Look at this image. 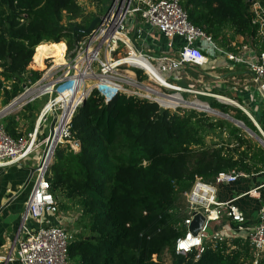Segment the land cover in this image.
<instances>
[{
    "label": "trees",
    "instance_id": "trees-1",
    "mask_svg": "<svg viewBox=\"0 0 264 264\" xmlns=\"http://www.w3.org/2000/svg\"><path fill=\"white\" fill-rule=\"evenodd\" d=\"M179 1L191 23L215 41L256 38L259 26L253 24L249 0ZM92 2L105 12L110 4V0ZM258 2L264 7V0ZM98 16L83 20L78 0H0L3 106L23 93L29 79H40L42 72L30 71L32 63L44 69L43 59L57 60L65 43L74 49L86 36L74 34L75 29H87ZM263 47L264 43L260 50ZM209 104L263 138L242 110L216 99ZM25 110L31 112L27 119L34 117L32 105ZM3 120L10 136H22L14 117ZM258 122L264 131V114ZM70 131L69 140L79 142L81 149L59 145L47 179L57 202L61 199V209L67 212L75 205L87 221L70 245L71 264H253L249 246L230 254L224 246H207L199 259L196 252L188 256L175 252L177 241L187 233L179 198L197 178L215 182L224 172L264 170V148L246 140L242 129L202 112H171L121 94L107 102L94 90L77 110ZM165 254L171 263L164 261ZM258 264H264V255Z\"/></svg>",
    "mask_w": 264,
    "mask_h": 264
},
{
    "label": "built area",
    "instance_id": "built-area-1",
    "mask_svg": "<svg viewBox=\"0 0 264 264\" xmlns=\"http://www.w3.org/2000/svg\"><path fill=\"white\" fill-rule=\"evenodd\" d=\"M251 12L255 15L253 24L259 26L258 34L264 35V7L258 0L253 2ZM133 16L139 18L141 25L157 30L168 38L171 41L168 44L169 48L173 47L174 39L181 40L179 54L175 57L167 55L154 57L139 51L129 37L127 28V20ZM100 17L101 22L94 31L78 41L74 49L69 50L66 46L61 61L45 57L44 69L37 67L36 70L30 67L32 68L30 71L42 72V75L35 82L29 79L24 84L23 93L15 100L17 106H25L37 99L48 97L34 132L15 139L7 133L0 119V172L20 164L38 151L43 153L26 212L22 216L23 223L32 218L38 220L40 225L27 238L15 242V255L0 256V264L15 261L21 264H71L69 248L76 240V233L63 226L44 223L47 214L58 213V202L51 192L52 187L47 175L59 145L68 143L75 149V144L69 140L71 122L77 110L84 105V101L94 90L107 102L121 94L157 103L163 109L201 110L196 106L199 101L188 102L184 98L185 92H193L185 91L177 81L180 80L184 67L200 65L206 60L197 47L198 42L213 44L214 39L205 30L191 23L179 0H110L108 10ZM225 54L231 62L245 63L244 55ZM135 59L147 62L157 74L132 64L131 61ZM249 72L258 90L260 91V86L264 92V51L259 56L251 58ZM143 75L148 77V83L143 81ZM87 83H93L89 86L92 88L83 92L82 88ZM109 94L113 96L108 98ZM161 101L170 106L162 105ZM49 116L57 119L55 132L59 138L56 136V147L44 158L47 139H41L40 133L42 127L48 123ZM246 176L238 171L224 172L217 176L215 183L232 184ZM247 195L256 198L259 196V189H253ZM183 198L187 207L184 211L180 210L186 216L184 226L187 233L177 241L176 254L188 256L196 252V259H199L207 246L213 249L230 247L232 237L226 236L225 230L210 233V229L212 230L213 224L223 220L243 223V214L234 202L218 201L216 187L201 178L196 179L192 189L185 192ZM197 212L203 215L204 223L199 234L194 235L189 231V227L193 224L194 213ZM197 240L199 243L193 242ZM246 241L253 256V264H258L264 255V214L250 230ZM180 243L186 244V249H181Z\"/></svg>",
    "mask_w": 264,
    "mask_h": 264
},
{
    "label": "crops",
    "instance_id": "crops-1",
    "mask_svg": "<svg viewBox=\"0 0 264 264\" xmlns=\"http://www.w3.org/2000/svg\"><path fill=\"white\" fill-rule=\"evenodd\" d=\"M139 24L140 20L138 17L133 16L127 20L129 37L133 41L135 34H137L136 43L141 46L143 53L154 57L161 55L175 57L179 54L182 46L181 40L177 38L174 39L172 41L173 47L169 48L168 44L171 41L168 38L157 30L144 24H140L139 26ZM227 41L229 40L227 39ZM263 43L264 35L258 33L256 38L245 40L243 37H237L235 42L225 44L219 39L217 41L214 40L213 44L199 41L197 47L205 56L206 60L200 65L184 67L177 84L185 91L193 92H185L183 94L184 98L187 101L189 100L188 102L191 101V97L197 99L201 104H208L209 106L210 99L217 100L219 98H224L226 101L229 100L228 102H232L231 105H235L249 117L263 138L257 137V135L246 126L245 129L240 128L237 124L232 125L242 129L246 140L250 142L252 139L264 148V144L261 142V140L264 141V131L258 122L264 114V97L258 90L256 83L253 82L249 72V61L251 58L259 56L261 52L264 51V47L263 50L259 48ZM229 47L232 48L231 51ZM225 53L244 55L246 57L245 63L238 64L231 62ZM32 66L37 70L36 65L32 63ZM30 70H32V68H30ZM249 78H251V80L247 81ZM230 82L232 83L230 84ZM239 82L240 84L242 83V85H239ZM249 82L251 86L245 84ZM226 83L229 84L225 85ZM252 83L254 85H252ZM230 85L233 88L230 89ZM37 101H39V99L28 104L33 107V118L27 119V116L31 114L30 111L25 110L28 105H16L10 113L0 117L1 122L5 125L3 119L7 116H12L19 124L17 131L20 134L27 135L34 132L37 128L40 114L46 104L45 103L40 111L37 112ZM235 101L244 106L245 111L242 109L243 107L236 104ZM226 104L228 105V103ZM4 108L6 107L3 106L2 98L0 97V111ZM223 119L226 120L225 118ZM226 121L229 122V120ZM50 123L51 121L48 124L50 125ZM49 131L50 130L46 132L43 126L40 137H44L45 135L48 137ZM210 140L211 138L209 137L208 142ZM42 157L43 153L38 151L35 155L20 164L1 170L0 172V210L5 207L3 211H0V256L15 255V242L27 238L28 235L32 234L40 225L38 220L32 218H29L26 223H23L22 216L26 212L27 204L38 175L37 168ZM246 175V177L239 178L237 182L232 184L207 182L216 187L218 201H233L244 217V221L241 224L223 220L218 224L212 225V231L225 230V235L232 237L231 246L228 248L224 246L226 254L232 252L239 253L248 247L246 241L247 235L260 221L261 215L264 214V170L259 173ZM253 189H259V196L256 198L247 195ZM44 223L57 227L63 226L65 228L69 224L67 219L65 220L64 217L58 214H47L44 217ZM244 253L245 252H243V254ZM10 264L21 263L15 261Z\"/></svg>",
    "mask_w": 264,
    "mask_h": 264
},
{
    "label": "rangeland",
    "instance_id": "rangeland-1",
    "mask_svg": "<svg viewBox=\"0 0 264 264\" xmlns=\"http://www.w3.org/2000/svg\"><path fill=\"white\" fill-rule=\"evenodd\" d=\"M255 1H257V0H255ZM78 3L80 4V6L83 8V17H82V19L84 20V19H89L90 17H92V16H94V15H102V14H104V12H105V10H99V8H98V6L96 5V3H94V2H92V0H78ZM99 17V16H98ZM79 22H81V20H79ZM47 45H50V44H47ZM65 45L68 47V45H67V43H65ZM59 50V58L57 59V60H60L61 61V59H62V50L61 49H58ZM131 63H132V61H131ZM31 67H33L32 65H31ZM37 67V66H36ZM143 81L145 82V83H148V77H146V76H144L143 75ZM251 80V78H249L247 81H250ZM151 82V81H150ZM149 82V83H150ZM237 82V81H236ZM232 82H230V84H231ZM227 84H229V83H226L225 85H227ZM245 84H249L250 85V82L249 83H245ZM153 87H155L156 89H160L159 87H157V86H155L154 84H151ZM239 85H242V83L240 84V82H239ZM252 85H254L253 83H252ZM251 86V85H250ZM92 87H90L88 90H90ZM231 88H233L231 85H230V89ZM163 91V90H162ZM256 95V94H255ZM113 95H111V94H109V96H108V98H111ZM47 100H48V97H44V98H42V99H39V101H37L36 103V108H37V112H39L40 111V109L44 106V104L47 102ZM202 101H204L203 99H201ZM225 100V99H224ZM189 101V100H188ZM194 101H197V99H194L193 97H191V101L190 102H194ZM220 102H222V103H227V102H223V101H220ZM235 103L236 104H239V106L241 105L239 102H236L235 101ZM164 105L165 106H168L169 104L168 103H164ZM205 105H207V104H205ZM228 105H229V103H228ZM231 105V104H230ZM229 105V106H230ZM231 106H233V107H235V108H238V107H236L235 105H231ZM242 106V105H241ZM243 107V108H242ZM241 108L244 110L245 108H244V106H242ZM187 109V108H186ZM239 109V108H238ZM166 110H170L171 112H176V111H183V110H185V109H183V108H181V109H179V110H176V111H174V110H172V109H166ZM214 111H217V112H219L220 114H221V112L220 111H218V110H216V109H213ZM198 111H200V112H202L201 110H198ZM245 111V110H244ZM202 113H205V114H207L209 117H211V118H217V119H223L222 117H220V116H216V115H212V114H209V113H207V112H202ZM231 117V116H230ZM52 119H53V117H51V116H49V121H51L52 122ZM224 120V119H223ZM229 122H231L232 124H235L234 122H232V121H229ZM49 127H50V125L48 124H46V125H44V129L46 130V132H48V130H49ZM181 201H180V204H181V207L182 208H185V206L187 207V203H186V201L183 199V198H179ZM61 201V199L59 200V202ZM58 202V204H59V207H58V215H61L62 217H64L65 218V220L67 219V221H68V225L66 226V229H68V230H70V231H74L75 233H82V230H85V228H84V224H86L87 223V221H84V220H82V217H81V213H80V211H79V209L75 206V205H72L71 206V208H70V210L69 211H63L62 209H61V207H60V203ZM77 227V228H76ZM210 233H212V230L210 229ZM164 258V261L165 262H167V263H171V261H170V257H169V255L168 254H165V256L163 257Z\"/></svg>",
    "mask_w": 264,
    "mask_h": 264
},
{
    "label": "water",
    "instance_id": "water-1",
    "mask_svg": "<svg viewBox=\"0 0 264 264\" xmlns=\"http://www.w3.org/2000/svg\"><path fill=\"white\" fill-rule=\"evenodd\" d=\"M250 2H254L255 0H249ZM101 22V17H97L92 23L91 25L85 29V30H80L78 28L75 29V32L74 34H76L77 32H80V33H83V34H90L94 31L95 27ZM136 39H137V34H135V37L133 39V43L135 44L136 48L139 50V51H143V49L138 46L135 42H136ZM25 86H23L24 88ZM259 89H260V92L262 93V96L264 97V92L261 90L260 86H259ZM219 100H221V98H219ZM223 101V100H221ZM226 102V101H224ZM86 103V100L84 101V105ZM227 103H230L232 104V102H227ZM17 105V100H15L14 102H12L10 105H8L6 108H4L3 110L0 111V117L2 116H6L8 113L11 112V110L13 108H15ZM208 105V104H207ZM208 107L211 109V107L208 105ZM203 112H207L206 110L203 109ZM208 113V112H207ZM221 117L222 118H225L226 120H229V121H232L234 122L235 124H237L240 128H245V125L242 123V122H239L237 120H234L232 117H230L229 115H226V114H223L221 113ZM56 123H57V119L54 118L50 124V128H49V135H48V140H47V144H46V147H45V151H44V158L47 156L48 152L50 150H54V148L56 147V132H55V126H56ZM261 142L264 144V141L261 140ZM75 147L80 150L81 149V144L79 142H77L75 144ZM37 171H38V168H37ZM5 209V207L0 210V211H3ZM193 224L189 227V231H191L194 235H198L201 228H202V225L204 223V217L201 213H194L193 215Z\"/></svg>",
    "mask_w": 264,
    "mask_h": 264
},
{
    "label": "bare ground",
    "instance_id": "bare-ground-1",
    "mask_svg": "<svg viewBox=\"0 0 264 264\" xmlns=\"http://www.w3.org/2000/svg\"><path fill=\"white\" fill-rule=\"evenodd\" d=\"M62 58H63V55H62ZM62 60V59H61ZM57 61H60V60H57ZM132 64H135V65H137L138 67H140V68H142V69H145V70H147V71H153L154 72V70H153V68L147 63V62H144V61H142V60H138V59H135V60H132ZM155 74H157L156 72H154ZM159 79H161V78H159ZM93 83H87L86 84V86L84 87V88H82V91L84 92V91H86L88 88H89V86H91ZM110 92V91H109ZM221 100H223V102L224 101H226V100H224V98H221ZM229 100H227L226 102H228ZM162 102V101H161ZM166 103V102H165ZM162 104V103H161ZM163 105V104H162ZM168 106H170V105H168ZM196 106H198V108H200V109H204V110H206L209 114H212V115H216V116H220L221 117V114L219 113V112H217V111H214V110H212V109H210L209 107H208V105H203V104H201V103H199V102H197V104H196ZM56 135V134H55ZM58 138H59V136H58V134L56 135Z\"/></svg>",
    "mask_w": 264,
    "mask_h": 264
},
{
    "label": "clouds",
    "instance_id": "clouds-1",
    "mask_svg": "<svg viewBox=\"0 0 264 264\" xmlns=\"http://www.w3.org/2000/svg\"><path fill=\"white\" fill-rule=\"evenodd\" d=\"M100 17V16H99ZM45 44H49V43H45ZM51 44V43H50ZM35 53H36V51H35ZM24 86V85H23ZM217 100H219V99H217ZM15 101V100H14ZM13 101V102H14ZM87 101V100H86ZM219 101H221V100H219ZM204 105V104H203ZM84 106V105H83ZM212 109V108H211ZM213 110V109H212ZM196 111V110H195ZM201 111L203 112V110L201 109ZM200 112V111H199ZM54 119V118H53ZM50 121H48V123H49ZM47 123V124H48ZM51 124V123H50ZM46 125V124H45ZM42 138V137H41ZM42 139H44V138H42ZM45 139H47L48 140V137L46 136V138ZM77 143V142H76ZM76 143H74V144H76ZM74 150H76V151H79L76 147H75V149Z\"/></svg>",
    "mask_w": 264,
    "mask_h": 264
},
{
    "label": "snow or ice",
    "instance_id": "snow-or-ice-1",
    "mask_svg": "<svg viewBox=\"0 0 264 264\" xmlns=\"http://www.w3.org/2000/svg\"><path fill=\"white\" fill-rule=\"evenodd\" d=\"M194 243H199V241L197 240V241H193ZM179 247L181 248V249H186V244H184V243H180V245H179Z\"/></svg>",
    "mask_w": 264,
    "mask_h": 264
}]
</instances>
